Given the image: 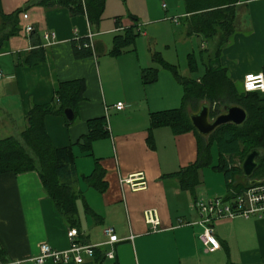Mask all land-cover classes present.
<instances>
[{
    "label": "crops",
    "instance_id": "0c3cea01",
    "mask_svg": "<svg viewBox=\"0 0 264 264\" xmlns=\"http://www.w3.org/2000/svg\"><path fill=\"white\" fill-rule=\"evenodd\" d=\"M34 1L0 0V12L10 14ZM24 14L27 19L20 18L21 31L0 47V140L18 137L27 127L26 116L32 106L49 104L61 83L83 80L85 92L76 105L75 121L67 125L66 118L55 115L44 120L55 148L72 147L75 189L81 197L76 202L74 224H69L56 210L36 172L1 174L0 264H35L29 259L38 254L44 243L56 250H66L70 245V228L79 232L75 243L99 245L104 256L98 263L94 254L91 258L84 255L82 264H264V216L215 220L212 230L220 248L210 252L201 245V217L194 202L214 197L226 199L227 182L223 173L213 168L218 163L210 166L217 178L216 187H208L202 180L201 172L206 167L198 171L199 185L193 193L182 189L177 178L170 177L196 161L197 139L193 132L176 135L169 127L149 130L150 113L178 108L183 88L169 76H164L162 84L161 74L157 82L144 86L140 75L145 68H154L150 62H112L108 53L113 40L110 48L104 40L108 35L122 34L124 28L132 25L111 14L112 23L102 24V19L98 26H90L85 16H71L67 9L36 5ZM191 19L184 10L175 25L182 26L185 36L201 41L202 50L207 53L201 54L206 67L217 38L207 41L190 35ZM26 25L33 28V34L24 32ZM48 31L55 34V41L44 45L42 35ZM90 33L94 35V54L76 59L72 42ZM35 39L42 42L45 60L27 66L24 61L36 48ZM219 65L226 69L229 80L240 86L246 74H262L264 0L237 3L233 34L221 49ZM196 80L199 82V78ZM253 93L264 100V92ZM117 103L124 107L116 110L113 106ZM97 118H106L108 137L93 142L90 151H85L80 140L88 134L87 122ZM95 162L105 171L106 190L102 193L84 181L93 172ZM237 165L235 162L232 166ZM138 173H143L146 190L132 191L120 183ZM239 179L235 177L230 182L242 184ZM146 210H155L157 214L159 226L155 231L145 222ZM108 227L118 240L113 245L104 244L108 239L104 229ZM109 252H113L112 259L107 257Z\"/></svg>",
    "mask_w": 264,
    "mask_h": 264
},
{
    "label": "trees",
    "instance_id": "16d2710c",
    "mask_svg": "<svg viewBox=\"0 0 264 264\" xmlns=\"http://www.w3.org/2000/svg\"><path fill=\"white\" fill-rule=\"evenodd\" d=\"M240 1L182 0L185 13L192 18L189 34H196L207 41L217 38L211 61L205 67V72L199 78V82L181 76L176 67L163 62L158 53L153 56L155 61L172 72L174 79L183 88V96L180 107L150 113L149 130L169 127L176 135L186 132L195 134L198 145L196 161L187 168L170 174V177L180 181L182 189L190 193H193L195 187L199 185L198 171L211 165L213 147L218 156V164L213 168L223 173L227 188H232L237 193L251 187L249 180L244 178L241 172L243 159L253 149L262 150L263 156L257 160L258 167L252 179L264 183V100L253 92H244L242 85L232 83L226 74V69L219 65L221 49L233 34L235 6ZM34 5L45 9H67L71 16H85L90 26H98L104 14L106 0H36L27 2L24 8H18L10 14L0 12V47L4 41L21 31L20 18ZM132 20L136 21L135 18ZM115 23L119 25V18L115 19ZM133 28L138 30V25L124 29L118 26L119 30L123 29V33L114 36L109 56L118 57L124 48L134 43L140 33L136 35ZM85 42L86 38H76L72 42L76 59L88 58L94 54V51L83 47ZM33 45L36 48L24 61L27 66H35L45 60L42 42L35 39ZM195 64L194 59L189 64V71H196ZM262 74L264 76V67ZM140 79L144 86L153 84L158 80V70L144 69ZM84 92L83 80L61 83L54 99L49 104L32 106L26 116L27 127L18 137L9 136L0 140V175L36 172L56 210L69 224H74L76 202L81 197V193L75 189L77 175L73 150L70 146L55 148L52 145L45 130L44 120L48 115L65 118L64 111L71 109L74 114L73 120L66 119V124L71 125L76 118V105L82 100ZM201 102H206L209 106L210 118L220 114L223 107L238 106L246 111L247 120L241 126L232 124L221 126L208 137H203L196 132L188 117V113L196 110ZM188 105H191V108L188 109ZM87 127L88 134L80 140V145L83 150L90 151L93 142L108 137L107 120L106 118L92 119L87 122ZM236 161L240 164L236 167L232 166ZM104 176V169L98 162H95L93 172L84 177V181L89 187L102 193L106 190ZM235 177L244 178L247 182L242 184L230 182ZM94 259L98 263L104 260L99 248L94 250Z\"/></svg>",
    "mask_w": 264,
    "mask_h": 264
},
{
    "label": "rangeland",
    "instance_id": "374dc122",
    "mask_svg": "<svg viewBox=\"0 0 264 264\" xmlns=\"http://www.w3.org/2000/svg\"><path fill=\"white\" fill-rule=\"evenodd\" d=\"M182 11H184L182 0H106L102 24L112 23L111 14H114L120 16L123 21H127L132 27H135L136 24L132 18H135L136 22L138 21L142 25L138 27L140 34L136 28H133V32L139 34L134 43L124 48L118 57H112V62H142L143 65L150 62L158 70V79L162 75L163 84L164 76L174 77L171 71L154 60V54L158 53L163 62L176 67L181 76L193 80L202 77L205 67L202 63L201 54L205 56L207 53L202 50L201 41L197 37L185 36L182 26L175 25V22L180 20ZM106 38L105 44L109 45L110 48L114 37L108 35ZM194 59L197 60L196 71L191 72L189 71V64ZM180 106L181 104H179ZM189 108L191 105H188ZM211 156L210 166H213L218 163V156L214 147L211 149ZM236 164H240V162L236 161ZM210 166L202 169V180L206 186L216 187L217 178ZM238 181L247 182L244 178H240Z\"/></svg>",
    "mask_w": 264,
    "mask_h": 264
},
{
    "label": "built area",
    "instance_id": "2783aa9c",
    "mask_svg": "<svg viewBox=\"0 0 264 264\" xmlns=\"http://www.w3.org/2000/svg\"><path fill=\"white\" fill-rule=\"evenodd\" d=\"M23 19H27V15L23 14ZM33 31V28L26 25L24 32L27 35ZM140 33V30L138 29ZM93 34L86 36V42L83 45L94 51ZM76 39V38H75ZM44 45H51L55 41V34L52 31L45 32L42 35ZM1 78V74H0ZM251 85V87H249ZM242 87L244 92H264V76L263 74H246L242 81ZM124 107L122 103H117L113 106L116 110H121ZM109 130L108 124L106 127ZM122 185H127L132 191H141L147 189V184L143 173H138L128 178L120 180ZM194 208L199 213L201 219L199 225L202 228V233L198 239L206 251H215L220 248V244L217 241L213 230L212 223L215 220L222 218H236L242 217L244 219L249 218H261L264 216V183L251 186L244 189L241 192H236L230 188L228 190L227 198L214 197L208 200H197L194 202ZM144 219L153 231L157 230L159 226V219L155 210H146L144 212ZM104 235L108 238L104 243L105 245H113L118 242L114 230L110 227L104 229ZM79 236V232L76 228H70L67 232V238L70 241V245L66 250L53 249L48 244L44 243L39 246L38 254L29 259L30 262L35 264H44L45 262H51L53 264H67L72 262L74 264H82L83 256L86 255L89 258L93 257L94 250L97 246H82L74 242L75 238ZM109 259L113 258V252L107 254ZM15 264H22V262H16Z\"/></svg>",
    "mask_w": 264,
    "mask_h": 264
},
{
    "label": "water",
    "instance_id": "95a60500",
    "mask_svg": "<svg viewBox=\"0 0 264 264\" xmlns=\"http://www.w3.org/2000/svg\"><path fill=\"white\" fill-rule=\"evenodd\" d=\"M64 116L68 121L73 120L74 114L71 109L64 111ZM191 125L196 132L203 136L208 137L217 128L232 124L241 126L247 120V113L244 109L238 106L223 107L222 112L214 118H210V108L206 103L200 104L196 112L188 113ZM263 156L262 150L256 148L248 152L241 164V172L244 178L249 180L251 186L260 184L262 181L252 179L257 167V160Z\"/></svg>",
    "mask_w": 264,
    "mask_h": 264
},
{
    "label": "snow or ice",
    "instance_id": "6c2138e0",
    "mask_svg": "<svg viewBox=\"0 0 264 264\" xmlns=\"http://www.w3.org/2000/svg\"><path fill=\"white\" fill-rule=\"evenodd\" d=\"M249 87H251V85H249Z\"/></svg>",
    "mask_w": 264,
    "mask_h": 264
}]
</instances>
